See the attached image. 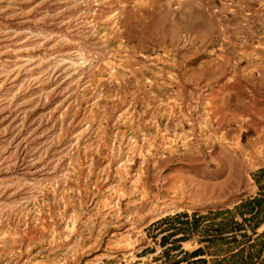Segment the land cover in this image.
Returning <instances> with one entry per match:
<instances>
[{"label": "rangeland", "instance_id": "374dc122", "mask_svg": "<svg viewBox=\"0 0 264 264\" xmlns=\"http://www.w3.org/2000/svg\"><path fill=\"white\" fill-rule=\"evenodd\" d=\"M263 167L264 0H0V264H154Z\"/></svg>", "mask_w": 264, "mask_h": 264}, {"label": "trees", "instance_id": "16d2710c", "mask_svg": "<svg viewBox=\"0 0 264 264\" xmlns=\"http://www.w3.org/2000/svg\"><path fill=\"white\" fill-rule=\"evenodd\" d=\"M257 192L234 207L165 217L146 231L154 264H264V167Z\"/></svg>", "mask_w": 264, "mask_h": 264}]
</instances>
